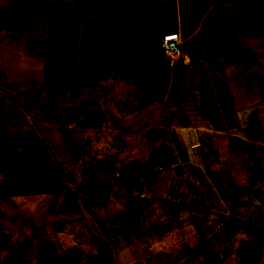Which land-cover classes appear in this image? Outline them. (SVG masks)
Masks as SVG:
<instances>
[{
	"label": "crops",
	"instance_id": "0c3cea01",
	"mask_svg": "<svg viewBox=\"0 0 264 264\" xmlns=\"http://www.w3.org/2000/svg\"><path fill=\"white\" fill-rule=\"evenodd\" d=\"M34 1L0 0V264H264V230L170 152L173 131L264 130V0H114L127 24L103 30L180 37L150 100L130 74L52 76Z\"/></svg>",
	"mask_w": 264,
	"mask_h": 264
},
{
	"label": "rangeland",
	"instance_id": "374dc122",
	"mask_svg": "<svg viewBox=\"0 0 264 264\" xmlns=\"http://www.w3.org/2000/svg\"><path fill=\"white\" fill-rule=\"evenodd\" d=\"M119 1L115 0L117 8ZM34 4L42 10L49 8L51 14L50 35L56 43L50 45L52 76L81 80L130 74L144 100L164 91L167 68L159 49L162 36L159 45L154 35L97 26L98 15L104 16L106 24H127L119 10L114 15V0H35ZM236 121L234 128L226 130L173 131L175 146L170 152L200 158L216 174L214 179L226 192L234 217H246L251 226L264 230V146L256 142L264 138V130L257 128L252 114L248 129L242 130L240 120Z\"/></svg>",
	"mask_w": 264,
	"mask_h": 264
},
{
	"label": "built area",
	"instance_id": "2783aa9c",
	"mask_svg": "<svg viewBox=\"0 0 264 264\" xmlns=\"http://www.w3.org/2000/svg\"><path fill=\"white\" fill-rule=\"evenodd\" d=\"M161 49L163 58L171 62L177 61L181 56L180 37L177 32H167L162 36Z\"/></svg>",
	"mask_w": 264,
	"mask_h": 264
},
{
	"label": "water",
	"instance_id": "95a60500",
	"mask_svg": "<svg viewBox=\"0 0 264 264\" xmlns=\"http://www.w3.org/2000/svg\"><path fill=\"white\" fill-rule=\"evenodd\" d=\"M163 62H164L165 65H169V64L171 63V61H170L169 59H167V58H165ZM175 170H176V172H177L178 174H180V173L182 172V169H180L179 166H177V167L175 168Z\"/></svg>",
	"mask_w": 264,
	"mask_h": 264
}]
</instances>
